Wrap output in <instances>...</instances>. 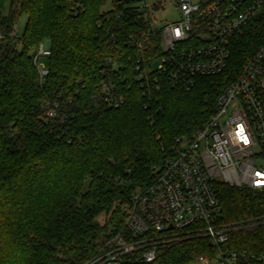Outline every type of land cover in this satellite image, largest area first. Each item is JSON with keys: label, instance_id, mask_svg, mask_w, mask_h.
<instances>
[{"label": "trees", "instance_id": "obj_1", "mask_svg": "<svg viewBox=\"0 0 264 264\" xmlns=\"http://www.w3.org/2000/svg\"><path fill=\"white\" fill-rule=\"evenodd\" d=\"M83 1L87 10L77 17L73 0H10L0 16V264H84L94 256L101 233L122 227L121 207L152 182L162 157L157 138L167 146L201 130L264 43L262 14L236 35L221 74L198 78L190 91L162 80L142 87L127 57L129 37L139 33L135 16L124 10V18L111 12L107 20V0ZM42 41L50 54L41 84L32 53ZM117 96L124 101L114 108ZM216 192L220 223L231 228L224 248L264 253V193L221 184ZM216 255L208 239L182 236L163 244L152 264ZM133 257L124 264H142Z\"/></svg>", "mask_w": 264, "mask_h": 264}, {"label": "built area", "instance_id": "obj_2", "mask_svg": "<svg viewBox=\"0 0 264 264\" xmlns=\"http://www.w3.org/2000/svg\"><path fill=\"white\" fill-rule=\"evenodd\" d=\"M168 4L179 11V20L155 27L154 15ZM86 10L83 0H73V16ZM124 10L139 25V33L129 37L132 53L127 56L134 60L136 81L147 87L162 80L171 89L190 91L198 78L226 69L232 41L264 14V0H113L103 13L109 20L114 12L120 20ZM49 54L48 41L32 53L41 84L49 74ZM108 63L114 70L122 68L120 60L108 58ZM103 91L108 92L107 86ZM123 101L117 96L111 105L118 108ZM48 116H53L52 110ZM157 140L162 157L151 169L152 182L135 190L121 207L122 227L108 226L96 254L84 264H124L128 256L152 264L163 244L191 235L208 239L217 250L215 258L198 257L200 264H264L262 252L224 248L231 228L220 223L216 192L221 184L264 193V43L218 96L201 130L167 146Z\"/></svg>", "mask_w": 264, "mask_h": 264}, {"label": "rangeland", "instance_id": "obj_3", "mask_svg": "<svg viewBox=\"0 0 264 264\" xmlns=\"http://www.w3.org/2000/svg\"><path fill=\"white\" fill-rule=\"evenodd\" d=\"M113 0H107L106 6L103 8V10H107ZM196 1V0H194ZM9 5H10V0H0V16H6L9 11ZM180 18L179 11L171 5H166L164 10H160L157 12L154 17H153V23L155 27H163L169 23H173L178 21ZM25 26H26V17L21 16L16 23V37L18 39H21L23 36V33L25 31ZM31 55V53H30ZM97 221L101 224L104 225L106 223V219L104 215H101L98 217ZM193 264H200L198 262H194Z\"/></svg>", "mask_w": 264, "mask_h": 264}]
</instances>
